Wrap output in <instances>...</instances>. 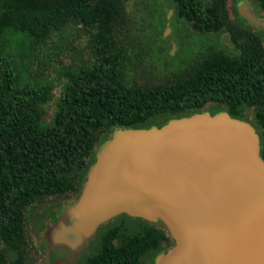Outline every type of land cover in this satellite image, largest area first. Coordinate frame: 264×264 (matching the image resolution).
<instances>
[{
    "label": "trees",
    "instance_id": "obj_1",
    "mask_svg": "<svg viewBox=\"0 0 264 264\" xmlns=\"http://www.w3.org/2000/svg\"><path fill=\"white\" fill-rule=\"evenodd\" d=\"M253 1L264 12V0ZM131 2L0 0V264H26L28 213L39 203L80 198L97 147L117 130L162 128L209 106L241 121L249 111L264 159L262 36L231 18L228 0H171L175 34L166 39L169 13L150 21L148 34ZM192 33L216 35L219 47L198 52ZM83 38L80 49L75 40ZM172 39L190 55L187 64L164 62L178 58L170 55ZM70 52L80 62H65ZM161 69L167 75L154 79ZM136 70L152 80H129ZM96 238L100 251L86 256L85 249L77 264H148L175 242L127 214L102 225Z\"/></svg>",
    "mask_w": 264,
    "mask_h": 264
},
{
    "label": "water",
    "instance_id": "obj_2",
    "mask_svg": "<svg viewBox=\"0 0 264 264\" xmlns=\"http://www.w3.org/2000/svg\"><path fill=\"white\" fill-rule=\"evenodd\" d=\"M239 14L264 30L254 7L242 3ZM177 49L173 42L172 56ZM209 115L117 130L101 147L80 201L48 229L46 243L60 253L56 264H75L91 235L123 214L170 229L176 246L156 264H264L260 135L227 113L206 127L201 117ZM124 154L122 164L117 156Z\"/></svg>",
    "mask_w": 264,
    "mask_h": 264
},
{
    "label": "rangeland",
    "instance_id": "obj_3",
    "mask_svg": "<svg viewBox=\"0 0 264 264\" xmlns=\"http://www.w3.org/2000/svg\"><path fill=\"white\" fill-rule=\"evenodd\" d=\"M204 1L209 2L211 0H204ZM242 3H245L246 5H249L252 7L255 6L253 0H228V9H229L231 18L238 23L242 17L238 13L239 6ZM170 5H171V0H132V2L130 3L129 9L134 15L135 22H137L142 27L144 26V28H142L143 31H147V33L149 34L151 32V31L147 30V28H148L147 26H148L149 22L152 20H155L158 16H160V17L165 16V14H167V13H169V15H170V13H171ZM254 9H255V7H254ZM255 13L259 19L264 20V14L262 12H258L255 9ZM154 14L156 17L153 16ZM173 18H174V14L171 16V20H173ZM249 26L251 27V29L253 31H255L257 34L261 35L264 38V30L259 29L258 27H253V26H251V24H249ZM166 34H167L166 39L173 38L175 31H174V29H172L171 32H168V29H166L165 35ZM189 35H190L189 38L191 40L195 41L196 49L198 52L201 51L200 49L208 48L210 46L219 47V45H217V44H218L220 39L216 35H214V36L212 35L209 37L201 36V35L194 34V33L189 34ZM80 43L85 45L87 43V39L83 38L82 40H78V39L75 40V45H77L78 48L81 49L82 47L79 46ZM166 47H168V44H166ZM172 52H173V50L170 51L171 56H172ZM84 55H85V57H87V53L85 51H84ZM177 56H178V58L174 62H172L171 60H168L167 58H164L163 60H164V62H168V64H170V68L178 67L179 65L184 64V63L187 64L190 60H192L190 55H188V53H182V52L180 53L179 47L175 51V55L173 57H177ZM64 60H65V62L68 63V62H72V61L80 62L81 59H80V55L75 56L73 52H70L69 54H67L64 57ZM161 71H162V69L160 70V73H158L154 76V79H162L167 75V73H164L163 71L162 72ZM128 79L134 80V81L136 80L142 84H145V83L152 80L151 76L144 74L140 70H136L134 73L130 72V76H128ZM62 92H63L62 85H58L56 88V91H55L57 99H59L62 96ZM48 109H49L48 120L51 121L53 116H54V113L57 109L56 101L54 103H52L48 107ZM221 113H226V112H224L220 108L209 106L204 111H202L200 114H195L192 116L171 120V121L167 122V124L165 126H167L168 124H170L171 122H173L175 120H185V119H190L192 117H195L196 115L210 114L209 116H202L201 117L203 120V123H204L203 125H206V127H209L210 121L213 120V122H216L215 118L217 117V115H220ZM252 116H253L252 112L248 111L247 121H249V122H247V121H244V122H247L250 125H252L256 129L257 133L259 134V130L253 124L254 121H253ZM219 119L220 118L218 117V121H219ZM153 128H159V127H158V125H153V126H150L147 128L140 129V130H151ZM159 129H161V128H159ZM115 136H116V132H114L110 136L109 141H112L115 138ZM100 149H101V147H97L98 153L100 152ZM124 155H125V159H123L122 155L117 156V159H118L117 161L122 163V164L125 163V160L127 159V154H124ZM96 162H97V160H96ZM126 164H127V162H126ZM81 196H82V194H81ZM80 199H81V197L78 199L76 197L75 198L73 197L71 200L66 201L63 198H57V199H55L54 204H51L50 202L39 203V204L35 205L34 209L28 213L29 222L27 224V239H26V246H25L26 257H27L26 264H56L57 263V258L59 257L60 253H58L56 251H52L50 245L47 244L46 240H45V238L47 237L48 229L50 228V226L52 224H54L55 222L58 221L59 216L64 209H66L69 205H73V204L78 203L80 201ZM120 216L121 215H118L114 218H111L108 222L115 220L116 218H118ZM131 217H133V216H131ZM133 218H135V217H133ZM145 221H147V220H145ZM108 222H105L104 224H107ZM147 222H150V221H147ZM151 223H153V222H151ZM154 224H156L159 228L163 229L167 233V235L173 239V236L171 234L170 229L164 223L155 222ZM97 241L98 240L96 238V233H94L93 235H91L89 242L86 246V251H85L86 256H93L100 251L101 246H100V244L97 243ZM175 246H176V243L175 242L172 243L170 249L165 250L162 254L156 256L154 258V260L150 261L148 264H156L157 260L159 259V257L161 255L167 254ZM77 262L78 261H76L75 264H77Z\"/></svg>",
    "mask_w": 264,
    "mask_h": 264
},
{
    "label": "flooded vegetation",
    "instance_id": "obj_4",
    "mask_svg": "<svg viewBox=\"0 0 264 264\" xmlns=\"http://www.w3.org/2000/svg\"><path fill=\"white\" fill-rule=\"evenodd\" d=\"M255 4V3H254ZM255 7V9L258 11V12H262V11H260L259 9H257V7H256V5L254 6ZM238 13H239V11H238ZM263 14H264V12H262ZM242 18V17H241ZM244 19V18H243ZM171 21V20H170ZM170 21H169V23H170ZM238 23V22H237ZM239 23H241V21L239 20ZM171 25V24H170ZM168 26V25H167ZM171 27V26H170ZM173 28H171V30H172ZM262 32V31H261ZM165 35V34H164ZM166 38V37H165ZM227 38H228V41H227ZM263 38V37H262ZM264 39V38H263ZM223 41L226 43V44H228V45H230V40H229V37L227 36V35H225L224 37H223ZM173 42H175L173 39H172V44H173ZM176 43V42H175ZM177 44V43H176ZM109 223V222H108ZM97 233V232H96ZM162 254V253H161ZM160 255V254H159Z\"/></svg>",
    "mask_w": 264,
    "mask_h": 264
}]
</instances>
